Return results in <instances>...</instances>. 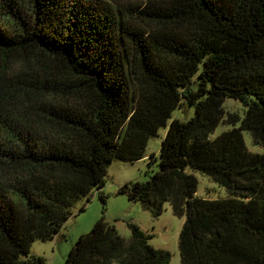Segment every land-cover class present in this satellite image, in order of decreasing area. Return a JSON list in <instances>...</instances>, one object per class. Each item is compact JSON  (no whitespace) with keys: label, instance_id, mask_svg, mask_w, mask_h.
Segmentation results:
<instances>
[{"label":"trees","instance_id":"1","mask_svg":"<svg viewBox=\"0 0 264 264\" xmlns=\"http://www.w3.org/2000/svg\"><path fill=\"white\" fill-rule=\"evenodd\" d=\"M0 63L23 77L0 85V264H45L31 244L94 192L105 205L107 166L144 159L165 126L158 169L150 155L117 194L183 218L180 264H264V0H0ZM185 104L193 116L171 119ZM193 173L226 197H197ZM127 225L124 239L101 217L63 264H169Z\"/></svg>","mask_w":264,"mask_h":264},{"label":"rangeland","instance_id":"2","mask_svg":"<svg viewBox=\"0 0 264 264\" xmlns=\"http://www.w3.org/2000/svg\"><path fill=\"white\" fill-rule=\"evenodd\" d=\"M0 63V85L8 84L11 79H23L19 75V68L12 65L7 66ZM1 71L4 72L1 74ZM7 112L12 113L28 122H34L35 114L32 110V102L15 101L13 103H5ZM239 105L236 102L227 100L224 104L225 111L233 112L238 110ZM32 110V111H31ZM193 116V108L187 104L172 112L171 119L186 121ZM171 120H168L167 125ZM161 127L157 134L150 137L146 148L144 159L134 162H124L115 159L107 166L104 186L101 191L105 196V205L98 197L97 193L89 198V201L79 202L73 209L70 218L65 222L59 233L51 241L41 242L34 241L30 247V254L42 257L45 264H63L71 245L76 239L85 233H88L93 224L101 217L110 225H113L117 233L124 239H129L130 231L128 223L137 225L142 231L151 235L149 244L156 249H163L169 252V264H180L177 238L183 218L175 217L168 204L164 205L162 214L153 217L147 210L142 209L139 204L130 202L123 194H117V190L124 183L144 182L148 179L146 171L148 170L147 162L149 156L155 158L150 170L158 169L159 148L161 140L166 134V128ZM226 126L219 125L212 134V137L226 130ZM244 140L251 152L258 151L251 145L250 137L244 133ZM149 170V171H150ZM197 180L196 196L201 198L219 199L225 198L226 192L223 188H219L206 176L199 173H193ZM84 205V209L80 211V207Z\"/></svg>","mask_w":264,"mask_h":264}]
</instances>
